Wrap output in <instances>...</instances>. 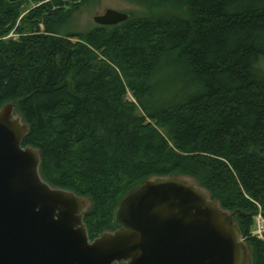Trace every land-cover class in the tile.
Segmentation results:
<instances>
[{
    "label": "trees",
    "instance_id": "16d2710c",
    "mask_svg": "<svg viewBox=\"0 0 264 264\" xmlns=\"http://www.w3.org/2000/svg\"><path fill=\"white\" fill-rule=\"evenodd\" d=\"M96 1L41 5L13 41L21 1L0 0V108L29 124L23 145L39 149L43 179L91 199L92 240L146 179L190 176L264 264L250 236L264 218V0H124L142 15L62 29Z\"/></svg>",
    "mask_w": 264,
    "mask_h": 264
},
{
    "label": "water",
    "instance_id": "95a60500",
    "mask_svg": "<svg viewBox=\"0 0 264 264\" xmlns=\"http://www.w3.org/2000/svg\"><path fill=\"white\" fill-rule=\"evenodd\" d=\"M129 18L106 9L93 22ZM29 133L15 104L0 108V264H252L235 213L190 176L146 179L119 201L116 229L90 240L91 199L43 179Z\"/></svg>",
    "mask_w": 264,
    "mask_h": 264
},
{
    "label": "rangeland",
    "instance_id": "374dc122",
    "mask_svg": "<svg viewBox=\"0 0 264 264\" xmlns=\"http://www.w3.org/2000/svg\"><path fill=\"white\" fill-rule=\"evenodd\" d=\"M52 0H21V14L16 22L15 28L4 40L17 41L21 34L18 32L21 27V19L25 17L32 10L44 5ZM106 9H114L119 12L127 13L133 17L141 16L143 11L136 6L128 4L124 0H97L90 6L82 7L78 12L73 14L71 22L64 24L63 30L72 33H85L97 27L93 22V17L101 15ZM43 30V27H41ZM21 32V31H20ZM126 100L134 102L132 96L127 93ZM251 237L257 238L264 242V218L257 215L253 218V225L251 227Z\"/></svg>",
    "mask_w": 264,
    "mask_h": 264
},
{
    "label": "flooded vegetation",
    "instance_id": "af4514ba",
    "mask_svg": "<svg viewBox=\"0 0 264 264\" xmlns=\"http://www.w3.org/2000/svg\"><path fill=\"white\" fill-rule=\"evenodd\" d=\"M114 224H115V223H114ZM115 227H116V226H115ZM115 229H116V228H115ZM115 229H114V230H115ZM114 230H113V231H114Z\"/></svg>",
    "mask_w": 264,
    "mask_h": 264
}]
</instances>
